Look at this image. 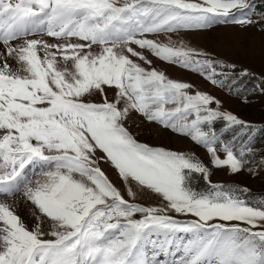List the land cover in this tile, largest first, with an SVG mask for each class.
<instances>
[{
  "label": "snow or ice",
  "instance_id": "1",
  "mask_svg": "<svg viewBox=\"0 0 264 264\" xmlns=\"http://www.w3.org/2000/svg\"><path fill=\"white\" fill-rule=\"evenodd\" d=\"M221 25L264 30V12L255 0H0V264H264V203L211 181L264 170L249 139L264 129L158 66L239 96L252 74L186 38ZM145 122L207 162L138 141L131 125Z\"/></svg>",
  "mask_w": 264,
  "mask_h": 264
},
{
  "label": "rangeland",
  "instance_id": "2",
  "mask_svg": "<svg viewBox=\"0 0 264 264\" xmlns=\"http://www.w3.org/2000/svg\"><path fill=\"white\" fill-rule=\"evenodd\" d=\"M256 11L264 12V0H255ZM187 40L191 45L213 53L215 57L223 59L225 62L235 64L237 70L247 69L252 76L243 81L244 90L239 96L229 95L224 90L211 86L201 77L188 72H183L175 67L161 65L158 66L165 70L166 74L173 79L184 82H190L196 89L207 92L222 102L223 110H227L240 119L248 121L258 128L264 129V92L257 89L256 85L260 79H264V30L259 26H249L241 28L237 25H221L214 27L211 31L189 34ZM247 97L244 102L243 97ZM153 125L147 122L132 124L130 130L136 134V139L140 142L150 145H159L178 151L190 150L207 162L205 150L196 146L187 138H181L174 134L165 133L156 135L152 129ZM219 127V125H217ZM225 139H228L226 136ZM254 150L258 154H264V130L255 132L250 138ZM260 155H257V159ZM102 169L106 172L112 182L121 190L126 199V187L118 178L114 169L106 164H102ZM213 183H222L224 185H237L247 187L250 192L248 200L251 203H264V170L257 175L251 176L247 172H242L236 176L226 175L223 172H214L211 176ZM135 190V187H134ZM136 202L149 205H158V198H139ZM23 216L24 213L21 212ZM25 220L27 217L25 216ZM30 223V221H29Z\"/></svg>",
  "mask_w": 264,
  "mask_h": 264
},
{
  "label": "trees",
  "instance_id": "3",
  "mask_svg": "<svg viewBox=\"0 0 264 264\" xmlns=\"http://www.w3.org/2000/svg\"><path fill=\"white\" fill-rule=\"evenodd\" d=\"M193 187L194 188H196V189H198V190H200V189H205V188H207V185L202 181V180H198V181H196V182H194V184H193ZM264 197V196H263ZM264 200V199H263ZM250 202V201H249ZM258 202H260V203H258V204H261L262 202L261 201H258ZM251 203V202H250ZM252 204H255V203H252ZM257 204V203H256Z\"/></svg>",
  "mask_w": 264,
  "mask_h": 264
},
{
  "label": "bare ground",
  "instance_id": "4",
  "mask_svg": "<svg viewBox=\"0 0 264 264\" xmlns=\"http://www.w3.org/2000/svg\"><path fill=\"white\" fill-rule=\"evenodd\" d=\"M26 219V218H25Z\"/></svg>",
  "mask_w": 264,
  "mask_h": 264
}]
</instances>
